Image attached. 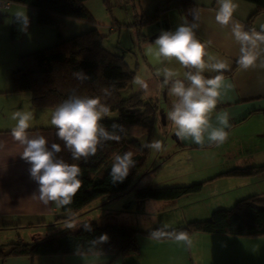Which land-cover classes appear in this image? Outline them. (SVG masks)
Listing matches in <instances>:
<instances>
[{
  "label": "trees",
  "instance_id": "obj_1",
  "mask_svg": "<svg viewBox=\"0 0 264 264\" xmlns=\"http://www.w3.org/2000/svg\"><path fill=\"white\" fill-rule=\"evenodd\" d=\"M90 0H0L10 6H20L35 12V21L39 26L57 28L58 42L46 49L23 55L20 67L11 74L13 92H28L31 104L35 108L52 109L61 104L73 93L82 97H99L110 108V115L101 123L110 132L121 136L119 142L106 141L98 148L95 156L87 162L73 160L71 153L64 147V142L56 136L54 141L61 145V152L54 153L55 159H63L69 164L81 168V188L74 197L81 199L79 206L73 203L59 207L64 216L57 217L53 226H59L74 220L85 209L104 198L106 203L115 202L128 195L144 202L146 200L173 202L181 197L200 191V185L178 186L172 188L139 187V173L146 161L147 148L136 138L130 137L132 127L138 126L151 130L156 117V107L151 102H144L139 94L122 98L121 92L132 82L135 72L129 70L122 57L104 48L103 36L95 28V20L85 8ZM108 6L107 0H101ZM176 8L186 15L188 23L193 21L197 7L190 0H175ZM252 3L255 10L250 20L264 13V0H244ZM10 8V7H9ZM155 18V16H154ZM71 20L90 27L84 33L65 38L61 31V21ZM25 27L22 22L12 21L10 39L21 40ZM241 66L238 61L234 68L223 73V79L232 78ZM82 70L90 79L81 82L73 75ZM107 90V93H105ZM222 106V107H219ZM218 109L226 106L218 105ZM122 126L113 129V125ZM131 151L135 167L123 182L113 183L110 171L116 154ZM251 169L231 170L230 175H250ZM137 182V183H136ZM73 199V198H72ZM161 226L138 231L132 227L98 222L83 223L75 231H65L49 238L44 237L32 243L20 240L8 244V249L0 248V260L9 257H46L70 255H110L114 259L135 252L139 249L138 237L142 234L147 239L159 244L175 242L174 239H154L152 232ZM185 231L188 236L195 234L228 235L235 238L264 236V195L244 197L229 209H216L204 221H191L182 227H168L167 231ZM107 240L101 241V236Z\"/></svg>",
  "mask_w": 264,
  "mask_h": 264
},
{
  "label": "rangeland",
  "instance_id": "obj_2",
  "mask_svg": "<svg viewBox=\"0 0 264 264\" xmlns=\"http://www.w3.org/2000/svg\"><path fill=\"white\" fill-rule=\"evenodd\" d=\"M107 2L108 6L101 0H90L85 4V8L95 20V28L103 36L104 48L122 57L129 70L135 72L134 78L140 75L149 84V91L145 93L134 83L133 78L121 92V96L126 98L139 94L144 102H151L157 111L151 130L138 126L130 129L132 130L130 137L136 138L144 147L154 140L162 143L160 151L146 147V161L137 180L139 187L172 188L200 185V191L168 203L150 200L151 202L148 201L151 203L150 207L138 203L132 197L133 194L111 203H106L102 198L74 220L45 231L50 234L47 238L65 231H75L81 224L95 221L102 226L107 223L122 224L138 231L164 225L182 227L191 221L208 219L218 208H231L250 184L256 188L254 194L262 196L264 169L261 171L259 165L264 166V135L258 132L259 121L256 117H249L241 122L229 121L230 127L226 129L229 136L226 143L220 146L207 144L194 150L180 144L181 139L176 137L173 126L167 119V112L175 97L169 95L167 88L160 86L162 77L156 76V69L167 66L178 71L181 74L180 78H183L186 69L175 60L170 63H157L155 58L147 53V49L161 31H175L179 25L187 23L186 15L180 11L181 8H176V1L107 0ZM18 9H22L28 17V28L24 30L21 40L10 42L5 24L0 26V61L5 63L4 67L0 66V72L7 67L13 70L10 73L6 72L4 75L6 77L18 70L21 56L41 51L58 42L57 28L39 26L35 17L30 16L33 12L27 8L11 5L8 10L0 12V19L7 15L13 16ZM82 27L87 26L82 24ZM61 31L65 38L71 36L62 23ZM222 111L216 107L212 114V123L215 126H219L216 117ZM253 167L257 169L252 176L229 174L233 169L244 170ZM129 197L134 202H130ZM74 202L80 204L81 200L77 198ZM219 203L220 206L217 205ZM21 232L19 237L17 234H14V237L23 243H32L44 238V232L41 231ZM36 236L40 237L34 240ZM143 239L147 240L139 234V245ZM5 249H8L7 245ZM153 257L155 258L151 256Z\"/></svg>",
  "mask_w": 264,
  "mask_h": 264
},
{
  "label": "crops",
  "instance_id": "obj_3",
  "mask_svg": "<svg viewBox=\"0 0 264 264\" xmlns=\"http://www.w3.org/2000/svg\"><path fill=\"white\" fill-rule=\"evenodd\" d=\"M190 1L196 5V13L199 16L196 21L199 27L195 30L197 38L201 42L211 41V46L207 51L210 55L218 57L229 65L223 73L231 71L235 62L238 61L240 46L231 34L232 26H221L216 21V13L219 9L218 0ZM234 2L238 5L233 14L234 20L244 25L245 30L260 31V26L264 25V13L250 20L255 6L244 0H234ZM30 11L34 14L30 13V16L35 17V12ZM18 12H22V9L16 10L13 16L7 15L0 19V26L5 24L7 37L12 43L15 42L10 39L11 26L12 21L17 19ZM192 22L187 23L191 24ZM61 23L71 36L90 29L87 25L85 28L82 27V23L71 20L63 19ZM261 60H264V46L261 47V56L257 65ZM4 65L5 63L0 61V66L4 67ZM10 71H13L12 68L7 67L0 72V248L3 250H6L5 245L8 246V244L18 241L14 234L19 237L20 233L22 234L21 231L29 233L41 231L44 232L43 236L47 237L50 234L45 231L54 229L56 227L53 226L55 219L64 216L54 203L50 202L48 205H44L38 199L39 185L30 175L31 165L20 158L23 147L14 140L11 134V129L16 124V121L11 120V114L18 110L29 111L33 114L31 127L28 130L29 137L45 136L48 140L47 147L51 150L55 127L51 125L50 120L54 110L33 107L31 95L28 92H13L12 73L10 76L8 75L9 77L4 76L6 72L10 73ZM249 73L250 75H248ZM217 74L205 73L206 76ZM8 78H10L9 81ZM223 82L224 87L221 90L222 95L218 104L226 107L218 115L227 112L230 121L235 122L256 117L259 121L258 132L264 135V67L255 66L249 69L241 67L233 74L232 78H225ZM180 144L190 150L201 147L191 140H180ZM259 167H261V171L264 169L263 165H259ZM246 169H251L250 176H252L257 168ZM255 189L254 185L250 184L246 192H242L238 196L235 203L244 198L246 194L249 196L245 197L258 196V194H254L256 193ZM77 198L73 197L72 200L75 205L79 206V203L74 202ZM129 198L132 202L133 199ZM148 201L150 200L138 203L150 207L151 203ZM217 205L220 206V203ZM39 237H34V240ZM143 238L146 237L143 236ZM189 238L191 239L190 246L183 242L159 244L151 239H143L141 245L138 243L137 251L116 259L110 255L99 254L34 258L9 257L0 260V264H264V236L235 238L228 235L195 234ZM151 256H155L156 259Z\"/></svg>",
  "mask_w": 264,
  "mask_h": 264
},
{
  "label": "clouds",
  "instance_id": "obj_4",
  "mask_svg": "<svg viewBox=\"0 0 264 264\" xmlns=\"http://www.w3.org/2000/svg\"><path fill=\"white\" fill-rule=\"evenodd\" d=\"M219 9L216 21L221 26L231 25V34L239 44L238 64L244 68L264 67V60L259 65L261 47L264 46V25L260 31L245 30L244 25L234 20L233 14L238 8L234 0H218ZM17 20L27 27L28 17L24 12L16 14ZM197 13H193L191 24L183 23L175 31H161L160 35L148 47L147 53L153 56L157 63L164 64L175 60L186 69L181 74L167 66L157 68L156 76L162 77L161 87L167 88L170 96L175 97L167 119L171 122L175 135L181 140H191L201 147L206 144L220 146L227 142L230 118L227 112L216 117L217 124L212 123V114L222 95L223 71L229 65L216 56L210 55L207 49L211 41L201 42L197 38L196 29L199 24ZM218 73L206 76L205 73ZM81 82L90 79L80 70L73 73ZM187 82V83H186ZM134 83L145 93L149 91L148 82L140 75L134 78ZM106 94L107 90H105ZM110 115V108L101 102L99 97H82L73 93L52 112L50 123L56 128V136L64 142V147L71 153L73 160L83 159L85 162L96 155L98 148L106 141L121 140L115 131H108L101 121ZM11 120L16 124L11 129L12 137L22 147L20 158L31 165L30 175L38 183V199L48 205L54 203L56 207H63L71 203L72 198L81 188V168L77 164H69L63 159H55L54 153L61 152V145L53 143L48 149V140L39 135L30 138L28 130L31 127L33 114L29 111H15ZM113 129L122 126L114 124ZM145 147L160 151L162 143L154 140ZM135 167V160L131 151L116 154L111 166L112 182H123L129 175L130 169ZM168 226L152 232L154 239H174L191 245V239L185 231H167ZM101 241L107 236H101Z\"/></svg>",
  "mask_w": 264,
  "mask_h": 264
},
{
  "label": "built area",
  "instance_id": "obj_5",
  "mask_svg": "<svg viewBox=\"0 0 264 264\" xmlns=\"http://www.w3.org/2000/svg\"><path fill=\"white\" fill-rule=\"evenodd\" d=\"M10 5L8 3L0 2V10L9 9Z\"/></svg>",
  "mask_w": 264,
  "mask_h": 264
}]
</instances>
